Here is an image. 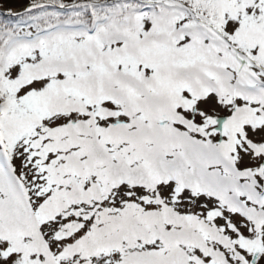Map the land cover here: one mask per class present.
Returning <instances> with one entry per match:
<instances>
[{"label": "snow or ice", "instance_id": "6c2138e0", "mask_svg": "<svg viewBox=\"0 0 264 264\" xmlns=\"http://www.w3.org/2000/svg\"><path fill=\"white\" fill-rule=\"evenodd\" d=\"M0 264H264V0H0Z\"/></svg>", "mask_w": 264, "mask_h": 264}]
</instances>
